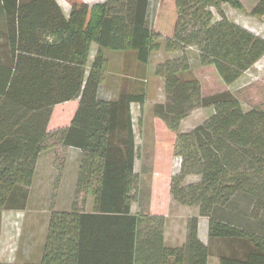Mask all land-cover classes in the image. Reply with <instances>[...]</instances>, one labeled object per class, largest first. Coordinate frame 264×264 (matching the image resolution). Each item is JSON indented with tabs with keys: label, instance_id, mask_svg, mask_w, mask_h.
Wrapping results in <instances>:
<instances>
[{
	"label": "trees",
	"instance_id": "1",
	"mask_svg": "<svg viewBox=\"0 0 264 264\" xmlns=\"http://www.w3.org/2000/svg\"><path fill=\"white\" fill-rule=\"evenodd\" d=\"M67 1L68 15L57 0H0V210L25 207L44 149L82 152L71 209L51 211L42 258L27 264H207L198 217L190 219L187 245L171 248L164 215L132 212L140 195L132 104L143 108L146 95L102 96L105 49L135 52L148 64L160 48L162 34L148 22L152 0ZM225 4L242 8L241 0H173L166 47H197L202 68L228 87L264 56V37L231 21ZM251 13L264 16V0ZM191 73L186 57L156 70L167 99L154 113L171 129L196 108L214 110L178 135L180 176L172 177L170 193L209 219L211 240L227 242L220 264H264V100L245 110L229 89L204 96L201 78ZM71 101L77 107L70 123L53 129L55 108ZM191 174L199 181L182 184ZM19 193L20 205L13 204Z\"/></svg>",
	"mask_w": 264,
	"mask_h": 264
},
{
	"label": "rangeland",
	"instance_id": "2",
	"mask_svg": "<svg viewBox=\"0 0 264 264\" xmlns=\"http://www.w3.org/2000/svg\"><path fill=\"white\" fill-rule=\"evenodd\" d=\"M84 1L92 6L105 0ZM259 1L241 0V9L225 4L223 10L231 21L264 37V16H255L251 13ZM57 2L68 15L71 10L69 2L67 0H57ZM160 11L164 15L157 18ZM174 14L173 0L151 1L148 22L154 31L162 34V37L157 38L156 41L159 42L160 48L152 52L148 64L140 63L136 53L132 51L104 50L107 61L102 90L108 93L111 99L117 98L116 94L123 91L146 95L143 108L138 103L132 104L136 142L141 156V159L137 161V169L141 172L138 185L140 195L138 204L135 203L134 206L144 212L150 211L154 186L160 180L159 177L170 180L171 185L172 177L180 176L178 174L182 155L179 151L178 135L192 131L214 113L212 108H196L181 121L177 130L171 129L163 119L156 116L155 106L165 103L167 99L164 78L156 74L159 65L168 60L186 57L191 66L192 76L196 75L202 80L204 96L229 89L241 99L245 110L260 106L264 100V56L243 73L236 82L226 87L212 68H202L199 58L200 51L197 47L189 46L185 50L167 49L166 34L169 33L167 29L172 25ZM214 14L216 19L220 18L216 10ZM97 49L98 45L95 44L90 54L92 60ZM76 107L77 101L57 106L54 111L57 117H52V124L67 126L71 121L70 111ZM64 156L65 153L60 151L57 156V167L63 166ZM197 181H199V176L191 174L183 180L182 184L188 185ZM54 193L55 190L47 192L46 187L39 188L36 185L32 190H28L24 208L18 206L0 210V264H27L41 260L46 238H29L27 232L31 227L34 228V221L43 224L57 203H65L68 206L73 195L68 190ZM91 197L89 195L88 200ZM21 200L22 195L19 193L18 199L13 201V204L20 205ZM23 229L24 233L21 235ZM219 244L222 250L228 251L227 242L220 241Z\"/></svg>",
	"mask_w": 264,
	"mask_h": 264
},
{
	"label": "crops",
	"instance_id": "3",
	"mask_svg": "<svg viewBox=\"0 0 264 264\" xmlns=\"http://www.w3.org/2000/svg\"><path fill=\"white\" fill-rule=\"evenodd\" d=\"M96 44V43H95ZM92 48H94V45ZM97 45V44H96ZM93 51V50H92ZM89 61V66L93 62L92 56ZM103 97H110L108 93L102 90ZM116 94V93H115ZM119 93L116 94L117 98ZM115 98V99H117ZM71 110H74L72 108ZM58 126L54 125V128ZM140 150V149H139ZM64 152L65 156L62 160L63 166L57 167V156L59 152ZM82 152L80 149L75 147H63L61 145H55L44 149L38 158L36 171L33 183L30 187L32 190L36 185L39 188L46 187L47 192L55 190L54 194L58 192L69 191L72 195L70 204L68 206L65 203H57V206L53 210H70L72 199L76 190L77 178L79 173L80 161ZM141 159L139 155L137 161ZM136 161V172L141 177V172L137 169ZM159 177V176H158ZM159 181L154 186L152 194V201L149 208V212L155 214H161L165 216V227H164V243L165 246L171 248L183 247L188 243L189 236V222L192 217L199 218L198 236L199 239L210 247V255L207 264H220V253L223 252L222 246H220L219 240H211L209 238V219L199 215V208L196 206L184 205L176 201L170 193V184L167 179L159 177ZM93 197L87 202V210L91 211L93 208ZM134 202L132 205L133 213H141V209L135 207ZM62 204V205H61ZM49 217L43 224H39L34 221L33 227L27 232L29 238L39 237L41 239L46 238L49 224ZM25 226V224H24ZM23 226V227H24ZM24 233V229L21 231V235ZM20 234V232H19ZM20 235V236H21ZM1 236V235H0ZM29 261V260H28ZM37 262V261H33Z\"/></svg>",
	"mask_w": 264,
	"mask_h": 264
}]
</instances>
